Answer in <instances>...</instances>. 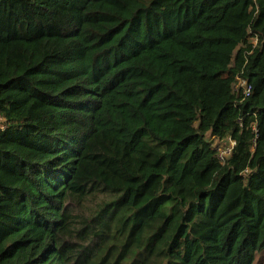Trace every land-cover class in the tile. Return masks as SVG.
Listing matches in <instances>:
<instances>
[{
	"label": "trees",
	"instance_id": "16d2710c",
	"mask_svg": "<svg viewBox=\"0 0 264 264\" xmlns=\"http://www.w3.org/2000/svg\"><path fill=\"white\" fill-rule=\"evenodd\" d=\"M0 117V264H264V0H0Z\"/></svg>",
	"mask_w": 264,
	"mask_h": 264
},
{
	"label": "built area",
	"instance_id": "2783aa9c",
	"mask_svg": "<svg viewBox=\"0 0 264 264\" xmlns=\"http://www.w3.org/2000/svg\"><path fill=\"white\" fill-rule=\"evenodd\" d=\"M237 80H238V84L243 87L244 93L248 95L252 88L251 85L248 84L247 80L244 78L238 77ZM0 119L2 120V117H0ZM5 127H6L5 124L0 123V130L4 129ZM216 140L217 142L220 141L219 139ZM229 142H230V146H226L224 143H220V142L218 145H214L218 149L219 157L223 162L225 161L226 157L231 153L232 148L236 143L235 140H233L232 138L229 139Z\"/></svg>",
	"mask_w": 264,
	"mask_h": 264
},
{
	"label": "rangeland",
	"instance_id": "374dc122",
	"mask_svg": "<svg viewBox=\"0 0 264 264\" xmlns=\"http://www.w3.org/2000/svg\"><path fill=\"white\" fill-rule=\"evenodd\" d=\"M1 119H0V123H1ZM211 139L213 141V145H218L219 142L220 143H224L226 146H230V142H229V139H225V140H220L217 142V140H215L212 136H211ZM264 263V249L260 252L257 253V256H256V263Z\"/></svg>",
	"mask_w": 264,
	"mask_h": 264
}]
</instances>
